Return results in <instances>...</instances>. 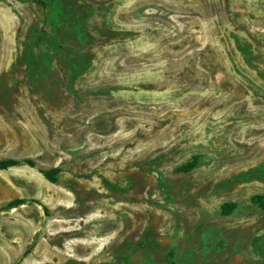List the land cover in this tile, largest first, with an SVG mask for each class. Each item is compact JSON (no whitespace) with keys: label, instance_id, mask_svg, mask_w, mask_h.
<instances>
[{"label":"rangeland","instance_id":"obj_1","mask_svg":"<svg viewBox=\"0 0 264 264\" xmlns=\"http://www.w3.org/2000/svg\"><path fill=\"white\" fill-rule=\"evenodd\" d=\"M4 159L0 264H264V0H0Z\"/></svg>","mask_w":264,"mask_h":264},{"label":"trees","instance_id":"obj_2","mask_svg":"<svg viewBox=\"0 0 264 264\" xmlns=\"http://www.w3.org/2000/svg\"><path fill=\"white\" fill-rule=\"evenodd\" d=\"M22 165H28L30 167H35V162L32 160H16V159H4L0 160V170L7 171L15 167H19ZM62 173L60 168H52L48 170H42V174L44 177L50 181L51 183H57L59 181V177ZM253 203L260 205L264 209V196H257L253 198ZM25 204L23 200H16L9 203L5 206V209H15L21 207ZM238 205L236 203H230L223 206L224 215H230L237 209ZM37 243V239L34 242V245Z\"/></svg>","mask_w":264,"mask_h":264},{"label":"water","instance_id":"obj_3","mask_svg":"<svg viewBox=\"0 0 264 264\" xmlns=\"http://www.w3.org/2000/svg\"><path fill=\"white\" fill-rule=\"evenodd\" d=\"M14 209H8V210H6V212H12ZM16 264H18V262L16 263Z\"/></svg>","mask_w":264,"mask_h":264}]
</instances>
